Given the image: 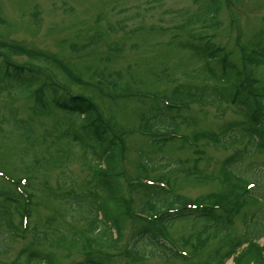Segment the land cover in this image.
Here are the masks:
<instances>
[{
    "label": "rangeland",
    "instance_id": "rangeland-1",
    "mask_svg": "<svg viewBox=\"0 0 264 264\" xmlns=\"http://www.w3.org/2000/svg\"><path fill=\"white\" fill-rule=\"evenodd\" d=\"M204 1L0 0V42L8 49L18 46V51L6 54L7 58L20 65L42 66L44 73L57 85L64 89L68 87L67 93L83 92L92 95L103 120L126 135L123 162L108 166L109 160L103 158L101 163L104 167H100V161L95 162L96 159L92 160L89 153H83L73 143L68 147L66 141L53 139L56 132L69 123H81L75 115L64 112L36 114L32 109L34 106L31 98L19 96L5 87L0 88V194L12 192V186L15 189L14 182L19 179L27 182L29 187L25 191L29 195V184L35 189L33 198L29 200L26 225L35 232V239L20 231L18 227L20 221L22 223V215L9 207V222L12 229H17V235L8 237L4 233L0 237L1 263L16 259L19 251L31 245L51 251L57 264H80L84 255L66 239L71 233L78 234L84 221L69 209L67 202L55 200L51 192L59 194L73 190L80 193L92 190V180L96 181L98 173L110 174L105 172V167L111 172L108 177L117 183L116 194L130 200L133 212H139L146 198L141 194L130 193L127 184L130 180L136 184L139 165L149 171L147 175H140V179L147 176L148 180L157 181L163 177V183L168 180L166 184L174 193L185 198L218 195L224 190L219 171L221 162L232 154V148H236L240 155L235 166L240 171L250 168L247 174L257 177V196L260 200L261 196L264 198V148L250 149L246 134H242V137L232 135V146H228L226 151H217L204 142H200L196 148H191L188 143L184 147L183 140L175 138L159 152L158 148L150 146L143 129L142 115L159 112L167 104L173 105L174 102L167 97L172 92L184 86H201V76L196 75L202 63L183 47L191 42L187 31L207 30L205 37L224 49L231 63L235 64L237 50H240L236 46L237 40L243 49H249V45L264 48V0H217L223 7L218 18L210 23L215 28L219 24L217 30L212 31L201 23L185 26V20ZM98 33H102V36L95 40L94 34ZM113 46L121 48L119 55H116L119 48ZM110 47L111 53H108ZM103 55L115 59L103 71L109 74L105 81L109 83L102 82V86L99 79H96L98 77L94 78L93 71L100 70V66L104 65L97 62ZM44 58L65 65L74 76L70 77L78 81H69L63 70H57L52 64L44 62ZM214 68L218 72L219 66ZM52 71L56 74L55 78ZM252 72L261 84L259 87H264V61L254 65ZM81 83L93 84L98 91L91 94ZM180 112V118L175 119L180 135L203 130L217 132L243 119L234 105L224 103L219 108L190 104L189 109ZM47 131L52 133L45 136V159L53 157L58 161L57 148L62 149L66 155L71 151V155L54 169L43 165L30 168L35 155L43 149L40 138ZM162 133L167 132L164 129ZM138 152L143 153L144 159L138 156ZM145 158L147 163L144 162ZM166 167L168 172L163 171ZM121 171H124L125 178L120 180L115 174ZM77 203L73 202L72 208L78 212L80 207ZM259 203L247 201L232 218L226 235L224 230L205 220L174 223L166 230L169 242H172L170 248L175 253L172 257H146L144 253H148L151 240L145 237L135 248L144 255V260L138 263L132 262L130 256L125 257V251L136 240L140 226L126 218L120 241L115 244L116 249L105 248L109 253L105 250L102 253L110 256L112 264H202L207 258L215 259L222 254L227 244L242 234L246 220L253 211L260 210L252 217L251 225L255 223L257 215H261L259 212L264 216V200ZM108 205L114 211L120 210L115 204ZM96 206L93 201L88 202L84 212L89 213ZM8 226L4 221L1 222V231H8ZM40 234H44L47 240ZM198 241L201 247H195ZM258 243L263 244L264 237ZM182 251H185L186 256L180 255ZM22 260L20 256L18 261ZM225 264H231V259Z\"/></svg>",
    "mask_w": 264,
    "mask_h": 264
},
{
    "label": "trees",
    "instance_id": "trees-1",
    "mask_svg": "<svg viewBox=\"0 0 264 264\" xmlns=\"http://www.w3.org/2000/svg\"><path fill=\"white\" fill-rule=\"evenodd\" d=\"M222 7L223 4H220L217 0H205L199 6L197 5L193 15L185 20V26L201 23V25H207L209 29H213L212 31L217 30L219 24L215 28L210 23L218 18ZM206 31H187L191 36V42L183 46L184 49L190 51L194 59L202 63L200 72L196 75L201 76V86L199 88L184 86L181 90H175L172 95L167 96L168 100L173 101L175 105L167 104L159 112H147L141 117V121L144 123L143 129L149 138L150 146L158 148L157 151L161 152L160 150L167 143L172 142L175 138H181L184 147L188 143L191 148H196L200 142H204L217 151H226L228 146H232V135H241L242 137L244 136L242 134H246L250 149L261 150L264 148V87H259L261 84L255 78L252 67L260 65L261 61H264V48L260 49L254 45H249V49H243V46H240L237 40L236 46L238 45L240 48L239 50L237 47V62L236 64L231 63L230 57L224 49L218 47L212 39L205 37ZM101 36L102 33L94 34L95 40ZM17 47L13 46L8 49L0 42V88L5 87L19 96L31 98L34 106L32 109L37 112L36 114L64 112L65 114L75 115L81 120V123L79 125L69 123L64 129L58 130L53 139L66 141L68 147L73 143L83 153H89L92 160L96 159L95 162L100 161L98 162L100 167H104V164L101 163L103 158L109 160L108 166L112 163L117 165L122 163L126 135L103 120L101 115L98 114L94 97L85 95L83 92L67 93L61 85H57L47 73H44L42 66L34 65L35 67H30L9 60L6 54L9 51H18L16 50ZM111 48H109L108 53H111ZM74 51L77 52L78 49ZM120 53L121 48L117 49L116 55ZM253 55H255V58ZM114 59V57L111 59L106 55L99 57L97 59L98 64L101 62L104 65L100 66V70L93 71V75L101 81H106L109 74H104L103 71L108 69V65L114 63L112 61ZM44 62L52 64L57 70H63L69 81H78L76 78L72 79L70 77L74 78L69 73V69L62 63L60 64L55 60H46L45 58ZM214 66H219L220 70L218 69V72H216ZM54 75L56 74H53V78H55ZM81 84L91 94L98 91L93 84ZM111 84L113 86L114 82ZM195 103L202 106L210 105L215 108H219L222 103L234 105L243 119L237 124L231 123L217 132L203 130L189 132L188 135H180L177 131L178 126L175 124V119L180 118L182 109H189L190 104ZM157 109L156 107L155 110ZM174 109L177 111L173 112ZM15 123L17 124L19 121ZM24 127L26 126L24 125ZM164 129L167 132L166 134L162 133ZM50 133L52 132L47 131L41 136L40 141L43 144V149H41L40 154L35 155L30 168L43 165L48 169H54L60 166L64 160L69 159L71 151L66 155L60 148L56 149L58 161L54 160L53 157L45 159V136ZM231 150L232 154L221 162L219 171L221 173V186L224 190L218 195H204L195 199L185 198L174 193L172 189L163 183V177L158 178L156 185L127 183L130 193L141 194L146 198V201L140 205L139 212H133L130 205L131 201L116 194L117 183L114 179L108 177L111 172L107 171V167H105V172L110 174L98 173L96 181L93 182L92 180V190L80 193H75L73 190L59 194L51 192L55 200L60 203L67 202L69 209L73 210L76 215H80V218L84 221L79 233H71V236L66 239L70 245L76 247L84 255V260L80 264H112V262L110 263V256L108 257L106 253L102 252L105 248L116 249L115 244L120 241L123 232V221L126 218L131 220L133 224L140 226V230L136 233V240L125 251V257L130 256V260L134 263L144 260V255H141L138 249L135 248L137 243L144 240L145 237L151 240L148 253H144L146 257L153 255L174 256L175 253L170 248L166 230L178 221L205 220L224 230V235H226L232 223V218L247 201L253 203L261 201L262 203L264 200L262 196V200L257 196V187L259 186L257 177L247 174L250 168L240 171L239 167L235 166L240 152L236 148ZM138 156L144 159L142 152H138ZM144 162L147 163L148 160L145 158ZM140 163L142 164V162ZM167 167L163 171L166 172ZM138 168L137 174L139 177L142 174L147 175L149 172L143 165H139ZM152 169H155V167ZM115 176L121 180L125 178V173L121 171L116 173ZM20 183V180L14 182L16 191L12 186V192L0 194V237H3L4 233L8 237L17 235V229L16 231L12 229L9 222V207L15 209L17 214L22 215L25 223L20 221L18 227L20 231L22 230L24 234H28L31 238L35 236V232L29 226L26 227V219L29 216L28 204L30 198H33L35 189H32L31 184H29L31 191L29 195ZM166 183L168 184V180ZM14 192L20 195L17 196ZM77 201V205L80 207L78 212L72 208L73 202ZM92 201L97 206L93 208V211L89 209V213L84 212L85 205L88 202L92 203ZM110 203L115 204L120 210H112L108 205ZM257 211H253L249 215L242 234L235 240L230 241L222 254H219L215 259L207 258L202 264H225L229 259H231V264H264V243H258L264 237L263 213L259 212L261 215H257L253 225L250 224ZM3 221L6 225H10L7 227L8 231H1V222ZM22 225H24L23 228ZM41 236L46 239L44 234ZM196 246L201 247L199 241ZM105 252L109 253L108 250H105ZM20 256L23 257L22 262L18 261ZM57 263L56 257L51 251L34 248L31 245L19 251L16 259L7 263L0 262V264Z\"/></svg>",
    "mask_w": 264,
    "mask_h": 264
}]
</instances>
